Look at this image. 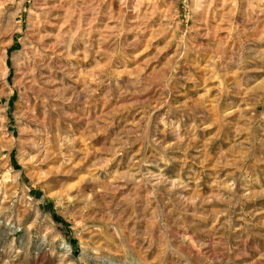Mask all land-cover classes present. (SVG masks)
<instances>
[{
  "label": "rangeland",
  "instance_id": "obj_1",
  "mask_svg": "<svg viewBox=\"0 0 264 264\" xmlns=\"http://www.w3.org/2000/svg\"><path fill=\"white\" fill-rule=\"evenodd\" d=\"M0 106V264H264V0H0Z\"/></svg>",
  "mask_w": 264,
  "mask_h": 264
},
{
  "label": "bare ground",
  "instance_id": "obj_2",
  "mask_svg": "<svg viewBox=\"0 0 264 264\" xmlns=\"http://www.w3.org/2000/svg\"><path fill=\"white\" fill-rule=\"evenodd\" d=\"M2 82H3V81H2ZM3 112H4V108L0 106V113L3 114ZM3 115H4V114H3ZM10 230H11V229H10ZM60 248L64 251V253H65L66 251H68V248L64 245V243H62V246H61Z\"/></svg>",
  "mask_w": 264,
  "mask_h": 264
}]
</instances>
